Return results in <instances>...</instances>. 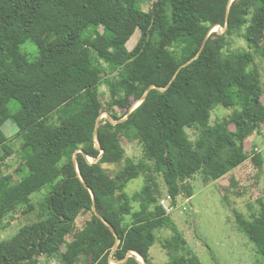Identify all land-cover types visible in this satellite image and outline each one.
<instances>
[{"label":"trees","instance_id":"obj_1","mask_svg":"<svg viewBox=\"0 0 264 264\" xmlns=\"http://www.w3.org/2000/svg\"><path fill=\"white\" fill-rule=\"evenodd\" d=\"M217 25L224 31H212ZM236 39L248 48L231 50ZM257 57L264 61V0H0V223L39 210L0 239V264H34L43 254L57 264H142L133 251L156 264L149 249L163 227L173 236L162 247L181 253L168 264H202L159 200L192 196L188 181L198 174L244 189L241 165L262 167L246 148L264 123ZM218 106L232 111L212 122ZM10 118L22 162L4 174L14 153L2 129ZM123 140L141 146L137 161ZM120 163L114 175L104 167ZM139 177L143 186L128 194ZM257 201L251 220L236 211V221L264 258L263 196Z\"/></svg>","mask_w":264,"mask_h":264},{"label":"rangeland","instance_id":"obj_2","mask_svg":"<svg viewBox=\"0 0 264 264\" xmlns=\"http://www.w3.org/2000/svg\"><path fill=\"white\" fill-rule=\"evenodd\" d=\"M148 0H143L144 6ZM218 26V25H217ZM214 26V30L224 31V28ZM140 36L139 30H136L134 35L128 42L129 49L133 48ZM247 44L242 39H236L234 44L230 47L233 49H247ZM22 50L33 56L36 52V46L31 42H26L22 45ZM172 50L179 58L183 57L181 46L174 44ZM258 69L261 73V86L264 89V61L257 57ZM101 92H103L102 100L104 104L110 99L108 88L106 85H101ZM143 97V96H142ZM140 99L133 100V107L139 104ZM264 100V97H263ZM15 102V100H13ZM232 110L226 109L222 106L214 109L211 121L214 122L219 118L226 116ZM109 117L107 112L102 113L101 119ZM233 129L234 126L231 125ZM4 134L11 140L14 153L4 162L2 167L4 174L13 173L17 166L22 162L19 150L21 147V138L17 135L18 127L10 118L2 126ZM193 137L191 130L188 131ZM246 142L247 151L251 156L254 153H260L263 158V165L261 168L256 167L253 160L249 161L237 170V177L240 184L244 185V189L237 188L231 184H227V180H220V182L210 181L204 182L201 174L196 175L194 179L188 181L192 185V196L187 197L184 192L179 198L182 207L178 208L171 214L172 219L176 223L180 232L187 241V248L195 253L202 264H264V258L257 252L256 246L249 237L237 228L236 211L242 213L247 220H251V214L259 210L257 198L263 196L264 199V123L260 131L248 138ZM125 155L134 160H138L142 155L141 146L136 143H130L123 140ZM92 161L91 158H88ZM124 163L120 164H106L104 165L106 171L110 175H114L117 171L123 168ZM239 175V176H238ZM18 177V176H17ZM162 183L163 192H166L165 185L161 178L157 179ZM143 178H135L131 180L125 191L128 194L139 190L143 186ZM241 192V193H237ZM44 192L36 193L32 197V201L39 205L43 202ZM250 202V205H249ZM138 208V205L134 206ZM39 210H36V213ZM36 213L27 215L25 217H18L19 211L14 212L2 220L0 226V239H7L13 236L19 227L37 218ZM86 215L85 217H88ZM84 217L78 220V226H81ZM156 240L149 249L151 261L156 264H168L172 255L176 253H169L162 247V242L173 236V231L170 228H159L155 230ZM131 254H133L131 252ZM181 253H177L179 255ZM135 255V254H133ZM138 260H141L137 257ZM142 261V260H141ZM85 261L82 260V263ZM123 260L117 261L111 257L110 264H122ZM144 263V262H142Z\"/></svg>","mask_w":264,"mask_h":264},{"label":"built area","instance_id":"obj_3","mask_svg":"<svg viewBox=\"0 0 264 264\" xmlns=\"http://www.w3.org/2000/svg\"><path fill=\"white\" fill-rule=\"evenodd\" d=\"M183 194L178 196V201H174L173 196L171 194H166L159 200V204L164 210L166 214L174 213L178 208L182 207V204L179 201V198L182 197ZM183 210L186 209L185 206L182 207ZM34 264H57V260L52 258L48 259L46 254L39 256L38 261Z\"/></svg>","mask_w":264,"mask_h":264},{"label":"water","instance_id":"obj_4","mask_svg":"<svg viewBox=\"0 0 264 264\" xmlns=\"http://www.w3.org/2000/svg\"><path fill=\"white\" fill-rule=\"evenodd\" d=\"M218 28H221V25H218L217 26ZM212 31H218V32H220L219 30H214V28L212 29ZM223 32V31H222ZM143 99V98H142ZM142 99L140 100V102L142 101ZM140 102H139V104H140ZM139 104H137V105H135L133 108H135L136 106H138ZM133 254H135L136 252H132ZM136 254H138V253H136ZM139 255V254H138ZM141 257V256H140ZM126 260H127V257L123 260V262H122V264H124L125 262H126ZM142 260V261H141ZM141 260H139L141 263L142 262H144V260H143V258L141 257ZM142 264H145V262L144 263H142Z\"/></svg>","mask_w":264,"mask_h":264},{"label":"bare ground","instance_id":"obj_5","mask_svg":"<svg viewBox=\"0 0 264 264\" xmlns=\"http://www.w3.org/2000/svg\"><path fill=\"white\" fill-rule=\"evenodd\" d=\"M135 255H136V257H138L139 259H141L140 255H138V254H136V253H135Z\"/></svg>","mask_w":264,"mask_h":264}]
</instances>
